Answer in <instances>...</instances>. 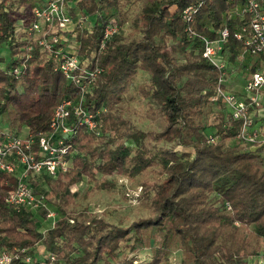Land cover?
<instances>
[{"label": "trees", "instance_id": "trees-1", "mask_svg": "<svg viewBox=\"0 0 264 264\" xmlns=\"http://www.w3.org/2000/svg\"><path fill=\"white\" fill-rule=\"evenodd\" d=\"M40 1L0 0V49L9 50L8 60L0 57V125L17 134L23 130L35 142L49 131L57 105L77 91L58 70L53 54L44 52L28 31ZM244 1L76 0L71 11L66 4L72 18L78 19L76 11L80 15L72 33L80 65L102 70L84 92L82 107L92 113L104 107L108 116L101 136L80 128L70 140L71 169L56 179L46 174L31 178L34 193L45 199L39 184L47 187L60 215L46 233L30 211L5 203L15 179L0 172V250L25 249L20 257H33L35 247L43 245L60 264H169L177 253L179 264H246L264 253V146L251 151L227 142L240 123L222 112L212 114L209 97L218 73L202 57L199 37H187L181 17L193 4L198 11L191 28L198 36L215 39L227 28L224 50L233 65L241 48L233 34L243 22L234 6ZM109 24L118 25L119 32L100 51L97 41ZM139 72L149 75L137 92L147 100L146 116L163 123L158 132H141L114 110ZM210 114L213 120L206 125ZM210 134L216 142L208 141ZM115 139L129 143L112 146ZM116 175L155 178L143 183L138 197L148 209L145 217L123 227L74 213L71 186L87 178L112 190ZM122 246L128 256L119 259ZM144 249L150 259L139 263L135 255Z\"/></svg>", "mask_w": 264, "mask_h": 264}, {"label": "built area", "instance_id": "built-area-1", "mask_svg": "<svg viewBox=\"0 0 264 264\" xmlns=\"http://www.w3.org/2000/svg\"><path fill=\"white\" fill-rule=\"evenodd\" d=\"M66 2L41 0L32 9L36 20L29 25L28 31L33 33L44 52L53 54L58 70L77 89L71 95L76 99H63L57 105L50 119L49 131L40 134L36 142L23 130L17 134L0 125V172L10 174L15 179L14 187L4 201L16 210L30 211L39 221V231L43 234L54 226L60 215L43 195L34 193L31 178L46 174L56 179L71 169L74 148L70 140L80 128L101 136L103 119L107 117L104 107L95 113L87 112L82 107L84 92L102 70H88L80 65L77 53L79 43L72 34L78 19L68 14ZM197 11V5H189L182 10L181 17L187 24V37L191 40L199 37L202 57L218 73L209 101L212 106L220 105L222 113L230 120L240 123L232 144L238 143L244 150L255 151L264 146V0H245L242 6H234V13L243 22L233 34L235 41L241 45L233 65L224 50L229 37L228 29H221L215 39L198 36L191 28ZM22 27L23 22L19 21L18 28ZM118 32V25H107L103 36L97 41L98 49L103 50L106 41ZM247 61L248 65L242 67ZM239 80L242 81V90L235 89ZM207 139L210 143L216 142L213 134ZM123 181L119 179V183ZM141 190L140 187L136 192L126 193V196L135 202ZM227 208L230 209L229 205ZM25 251L18 248L0 250V264H60L56 256L43 245L35 247L37 257H20ZM246 264H264V253L251 257Z\"/></svg>", "mask_w": 264, "mask_h": 264}, {"label": "rangeland", "instance_id": "rangeland-1", "mask_svg": "<svg viewBox=\"0 0 264 264\" xmlns=\"http://www.w3.org/2000/svg\"><path fill=\"white\" fill-rule=\"evenodd\" d=\"M74 4L75 1H68L67 5L71 7L70 11L74 9ZM132 10H137V5L132 7ZM75 15H77L78 19H80L79 11H76ZM93 21L94 17H91V19H89V24L91 25ZM0 57H4L5 60H8L9 50L1 48ZM148 79V74L139 72L136 75L133 83L126 89L124 99L114 107V110L117 112V114L125 119L133 128L144 133L150 131L158 132L163 128V123L157 117L149 118L146 116L147 100L142 98L137 92L138 88L143 83H146ZM235 86V89L238 88V90H242V81L239 80ZM210 109L213 115H216L223 110L220 105L212 106ZM206 120V125H208L213 120L212 115L210 114ZM223 120L224 123H226L225 118ZM111 137H113V133L111 134ZM125 142L129 143V141H126L125 139H115V142L112 144V146H117ZM227 142L232 143V139L228 140ZM149 145L153 148L152 144ZM160 146L166 148L171 147L172 144L162 143ZM177 147L180 148L179 146ZM99 179L100 177L97 176L96 180L98 181ZM112 179L116 181V187L112 190L100 189L96 181H91L87 178H83L80 183L76 184L75 186H71L70 193L74 196L75 203L70 208L75 214H84L86 212L91 216L105 219V221L109 223L121 225L123 227H127L139 218L145 217L147 215L148 209L146 205L142 204L138 199L141 192L139 193V196L135 202L131 201L130 198L126 196V193L131 194L133 191L136 192L137 189L143 185V183L151 184L155 181V178L151 175H139L133 179H128L116 175L112 176ZM119 179H123L125 182L123 181V183H119ZM39 185V189L41 191H46V199L48 200L50 206H52L50 202L53 200V198L47 192V187L43 183H40ZM123 256H128L125 246L120 248L117 255L119 259H121ZM131 257L132 255H129V258ZM134 259H136L139 263L148 261L150 259L149 250L144 249L140 251L135 255ZM179 263L178 253L172 255L169 264Z\"/></svg>", "mask_w": 264, "mask_h": 264}, {"label": "crops", "instance_id": "crops-1", "mask_svg": "<svg viewBox=\"0 0 264 264\" xmlns=\"http://www.w3.org/2000/svg\"><path fill=\"white\" fill-rule=\"evenodd\" d=\"M36 257L38 256L37 254H34Z\"/></svg>", "mask_w": 264, "mask_h": 264}]
</instances>
